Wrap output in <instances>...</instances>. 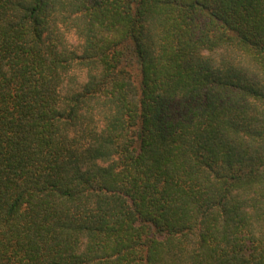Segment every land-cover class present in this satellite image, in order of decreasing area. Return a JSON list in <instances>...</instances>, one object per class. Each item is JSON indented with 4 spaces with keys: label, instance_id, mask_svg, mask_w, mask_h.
I'll return each mask as SVG.
<instances>
[{
    "label": "trees",
    "instance_id": "trees-1",
    "mask_svg": "<svg viewBox=\"0 0 264 264\" xmlns=\"http://www.w3.org/2000/svg\"><path fill=\"white\" fill-rule=\"evenodd\" d=\"M0 264H264V0H0Z\"/></svg>",
    "mask_w": 264,
    "mask_h": 264
}]
</instances>
